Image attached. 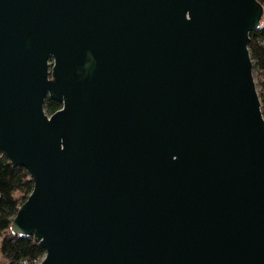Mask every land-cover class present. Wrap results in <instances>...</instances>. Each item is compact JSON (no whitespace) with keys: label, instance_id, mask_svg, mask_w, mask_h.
Returning <instances> with one entry per match:
<instances>
[{"label":"water","instance_id":"1","mask_svg":"<svg viewBox=\"0 0 264 264\" xmlns=\"http://www.w3.org/2000/svg\"><path fill=\"white\" fill-rule=\"evenodd\" d=\"M262 13L0 0V150L34 182L10 228L38 264H264Z\"/></svg>","mask_w":264,"mask_h":264},{"label":"trees","instance_id":"2","mask_svg":"<svg viewBox=\"0 0 264 264\" xmlns=\"http://www.w3.org/2000/svg\"><path fill=\"white\" fill-rule=\"evenodd\" d=\"M257 2L262 5L263 17L258 29L249 34L248 50L253 61L256 84L264 86V0ZM259 95L262 104L264 94L259 92ZM43 104L47 115L61 108V105L51 98H46ZM262 114L264 115V107ZM33 185L34 182L30 180L26 169L22 166H13L0 150V233H2L0 251L4 260L2 264H38L45 255V250L31 235L15 234L10 228L18 208L30 195Z\"/></svg>","mask_w":264,"mask_h":264},{"label":"built area","instance_id":"3","mask_svg":"<svg viewBox=\"0 0 264 264\" xmlns=\"http://www.w3.org/2000/svg\"><path fill=\"white\" fill-rule=\"evenodd\" d=\"M254 84L256 85V92H257V95L259 96V101H260V95H259V92H260V94H261V92H263V94H264V86L262 87V86H257V84H256V80L254 79ZM260 106H261V114H262V108L264 107V102L261 104V101H260ZM263 106V107H262ZM262 117H264V115L262 114Z\"/></svg>","mask_w":264,"mask_h":264},{"label":"rangeland","instance_id":"4","mask_svg":"<svg viewBox=\"0 0 264 264\" xmlns=\"http://www.w3.org/2000/svg\"><path fill=\"white\" fill-rule=\"evenodd\" d=\"M252 73H253V69H252ZM1 238H2V233H0V245H1ZM4 263L1 251H0V264Z\"/></svg>","mask_w":264,"mask_h":264}]
</instances>
